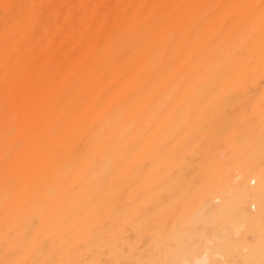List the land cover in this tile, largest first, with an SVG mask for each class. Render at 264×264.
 <instances>
[{"label":"bare ground","instance_id":"bare-ground-1","mask_svg":"<svg viewBox=\"0 0 264 264\" xmlns=\"http://www.w3.org/2000/svg\"><path fill=\"white\" fill-rule=\"evenodd\" d=\"M0 264H264V0H0Z\"/></svg>","mask_w":264,"mask_h":264}]
</instances>
